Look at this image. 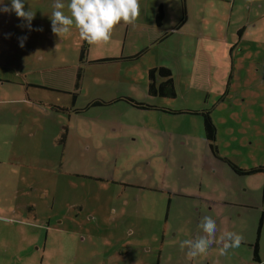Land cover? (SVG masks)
<instances>
[{
    "label": "rangeland",
    "instance_id": "374dc122",
    "mask_svg": "<svg viewBox=\"0 0 264 264\" xmlns=\"http://www.w3.org/2000/svg\"><path fill=\"white\" fill-rule=\"evenodd\" d=\"M231 2H221L214 15L201 20L207 36L217 38L206 37L198 77H177L174 99H151L207 109L215 150L204 138L202 115L161 120L157 111L139 110L114 121L132 122L130 131L143 134L140 142L155 145L127 139L115 151L110 150L114 144L96 151L108 132L106 116L99 112L103 106L86 105L101 77L129 76L118 61L92 59L111 43L91 45V60L69 59L75 54L68 51L64 60H39L47 66L46 81L71 88L68 95L78 96V105L86 109L82 113L72 103L60 111L37 101L20 102V97L31 99L24 89L31 95L44 92L27 84L41 71L19 73L17 56L0 55V264H264V171L239 174L232 166H264V10L253 6L247 20L250 39L244 42L252 48L233 54L237 0L232 8ZM78 70L77 79L69 77ZM56 90L51 93L64 95ZM73 126L89 131L91 139L65 130ZM86 143L89 152L82 148ZM90 174L103 178L92 180ZM205 216L216 221V243L189 259L180 244L205 235L200 227ZM230 229L250 239L258 234L262 260L249 259L242 245L221 255L220 237Z\"/></svg>",
    "mask_w": 264,
    "mask_h": 264
},
{
    "label": "crops",
    "instance_id": "0c3cea01",
    "mask_svg": "<svg viewBox=\"0 0 264 264\" xmlns=\"http://www.w3.org/2000/svg\"><path fill=\"white\" fill-rule=\"evenodd\" d=\"M224 1L228 0H139V18L134 25H124L123 23H121L116 27L112 36L111 46L108 50H104L103 55L92 58L90 55L92 53L91 45L86 43V50L83 56L85 58L87 57V60H91L90 58L96 60L101 57H106L107 59H109V61H118V68H120L121 65V70H127V72H129V76L126 78L121 73L109 75L107 77H101L100 80L102 81V85H99V87L95 89L96 93L90 99L110 101L119 97L130 98L138 102L150 104V106L154 107L136 108L128 102L122 101L120 99L112 101L107 105H95L101 107L103 106V109L99 112L105 114L106 119L103 120L104 129H108V132L102 133L101 136L103 137L100 142H98L96 151H99L101 149L107 151V149H109V144H114V148L110 150L115 151L117 149H120L121 147L119 146H121L122 143H126L127 139L131 143L134 142L139 144H147L148 146L156 144V141L153 140H147V143L140 142L144 140L143 134H138V130H136L135 132L130 131V124H132V122L126 121L124 125H122V122L119 123L114 121L115 119L119 118L121 113H133L139 110L157 111L162 120L164 115L175 116L178 114H192L190 112L173 113L170 112L169 109H201H198L195 106L188 105L187 102L184 105L179 104L178 106V103L176 105H171L166 104L165 102L161 103L152 101L151 99H154V97H161L171 100L172 98L174 99L176 97V93L174 97L157 95L150 96V94H148L146 91L147 70L150 67L155 68L158 66H165L172 74L171 77L175 88L176 78L179 76L187 77L192 76L193 74L197 78L198 64L200 61L203 62L207 52L206 37H210V39L212 40L217 38L216 36H212V34L207 36V31L205 29H202L201 20L209 13L214 15V13L217 12V8L221 5V2ZM54 2L55 0H24L25 10L27 11L30 8L31 10L35 11V17L31 21V28L27 26L26 22L22 18H18L14 12H0V55L2 54L4 56H17L18 59H15V64H17L19 68V73L29 71L37 73L41 71V77L32 80L27 79V84L31 85V88L34 90L39 89L43 90L44 92H35L33 95H31V93L24 89V94L26 96H31V99L22 100L23 97H20V102L31 103L32 101H37L41 105L48 107L49 109L54 105L66 107L70 106L72 103V105L77 106L75 108L78 109L84 107L82 105H78V103H80L78 102V96L74 95L73 98L69 97L68 92H70L71 90V88L69 87L64 88L61 87V85L52 87V85H50L46 81V78L42 76V71L47 66L39 63L40 59H44L46 57L48 60L53 59V61H55L56 59L64 60L66 59L63 56L64 51L75 54V56L69 59L77 57L78 61L82 60L80 59V48L84 41L82 42L79 39L78 30L74 26L71 30V35L64 38H60L51 31L50 17L54 10ZM62 2L67 5L70 0H62ZM10 3L11 0H3V4L10 6ZM233 4L234 0L233 3L231 2L230 4L231 8ZM253 6L262 8L264 10V0H254L252 4H248L247 0H237L234 44H232V46L234 45L233 54L235 50L241 51L252 48L251 45L245 44L244 40L250 39L246 36V34L248 33L247 20L251 18V11ZM158 9L161 11V16L159 22L157 23L155 21V16ZM63 11L66 15H70V11L67 7H65ZM187 21L194 22L188 23L186 26ZM23 37H27V39L24 40V46L21 47L20 40ZM222 38L223 35L219 37V39ZM134 55H136L135 58H127ZM121 62H123V64H120ZM135 68L138 69V72H136V75L130 76L131 71H134ZM191 68L192 71L189 72ZM78 71H75V73L73 71L69 75V77L72 78V76L75 74V79H77L76 74L78 73ZM19 75L20 74H17V76ZM91 79L98 80L95 77H91ZM161 79L162 78H157V82ZM53 88H58L61 92L64 93L65 96L61 94L54 95L53 93H51V91H54L56 89ZM59 90H56V92H58ZM177 91L178 90H176L175 92ZM47 92H49V94H47ZM45 107L41 109V107L39 106L40 110L46 113ZM144 115H146V113ZM160 127L163 134V130H166L163 127V123H160V126L158 128ZM65 130H71L74 133V136H76L77 138H82L88 141L91 139L89 131H83L78 126H73V128L71 129H68L66 127ZM155 139L162 140L163 138H161V136H158L157 138L156 135ZM82 148L89 152L90 146L88 143H86V146L84 145L82 146ZM13 152L14 150L10 148V153ZM88 177H90V179L92 180L103 178V176H101L100 174H90ZM113 180L114 179L111 178V181ZM118 182H120L119 184L125 183L121 181ZM125 184L133 186L131 182ZM138 186L140 187L142 185L138 184ZM187 195L197 198L202 197L197 194ZM60 222L61 220L58 221L57 224H60ZM229 231L235 232L231 229ZM256 241L258 243V234H256L253 239L244 237V240L241 243V245L249 251L247 253L249 255V259L253 258L251 245ZM220 243L222 242H219V244ZM258 244L257 253L260 261L262 260V258L258 251Z\"/></svg>",
    "mask_w": 264,
    "mask_h": 264
},
{
    "label": "clouds",
    "instance_id": "9594fccd",
    "mask_svg": "<svg viewBox=\"0 0 264 264\" xmlns=\"http://www.w3.org/2000/svg\"><path fill=\"white\" fill-rule=\"evenodd\" d=\"M254 0H247L252 4ZM67 7L70 15H66L63 9ZM51 14V31L60 38L71 35L73 26L78 30L79 39L89 45L107 46L111 43L113 33L118 25H134L140 16L139 0H70L65 5L62 0H55ZM0 12H14L18 18H22L31 28V21L35 17V11L30 8L26 11L24 0H11L10 6L0 0ZM23 37L20 46H24ZM205 235H199L194 240H184L180 247H187L189 259L205 253L216 243L217 225L211 216H205L200 225ZM220 240L222 247L220 254H227L230 248H238L244 237L238 233L225 231Z\"/></svg>",
    "mask_w": 264,
    "mask_h": 264
},
{
    "label": "trees",
    "instance_id": "16d2710c",
    "mask_svg": "<svg viewBox=\"0 0 264 264\" xmlns=\"http://www.w3.org/2000/svg\"><path fill=\"white\" fill-rule=\"evenodd\" d=\"M160 9V8H159ZM158 9L156 16H155V21L158 23L160 20V16H161V11ZM86 41H84L81 45L80 48V55L81 57H83V54L86 50ZM136 55L131 56V57H127L129 59L131 58H135ZM104 60H109L104 58ZM96 61H101L96 60ZM79 71L76 74V77L78 78L79 76ZM172 74L169 71V69H167L165 66H158L155 68H149L147 70V75H146V79H147V93L150 94V96H165V97H174L175 95V87L173 84V80H172ZM157 78H162L160 81L157 82ZM122 100V101H126L129 104L135 106L136 108H154L153 106H150V104L147 103H143V102H138L135 101L134 99H130V98H115L112 99L110 101H105V100H100V99H94L91 102L87 103L86 105V109L88 106H92V105H98V104H110L112 101L115 100ZM52 107V106H51ZM53 109H57L60 111H63L65 108L62 107H57V106H53ZM85 107L83 108H79V109H75L76 112L82 113L86 111ZM170 112L173 113H177V112H183V113H187L190 112L194 115H202L203 116V130H204V138L205 140H207L208 142V146L215 150V144H213L214 141V137H215V128L214 125L211 123V118L209 116V113L207 111V109H199V110H195V109H169ZM233 169L237 171V173L239 174H243V173H248V172H253V171H264V166H259L257 168H250V169H239L237 168V166L233 165ZM260 203H261V207L264 210V184H262V188H261V199H260ZM257 241L254 242V244L251 245L252 248V256H253V260L258 262L259 261V256L257 253Z\"/></svg>",
    "mask_w": 264,
    "mask_h": 264
}]
</instances>
